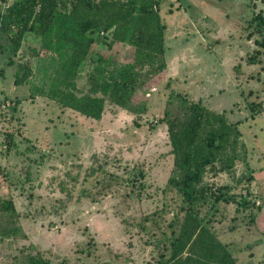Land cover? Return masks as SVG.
<instances>
[{"label": "rangeland", "instance_id": "obj_1", "mask_svg": "<svg viewBox=\"0 0 264 264\" xmlns=\"http://www.w3.org/2000/svg\"><path fill=\"white\" fill-rule=\"evenodd\" d=\"M5 3L0 0V8ZM260 12L264 0H163L165 72L142 89L146 99L136 112L107 102L101 120L62 108L38 92L51 89L59 59L55 53L32 57L28 45H39L34 35L21 51L34 70L28 84L16 86V65L1 61L0 198L14 201L23 235L0 241V264H16L23 252H39L50 264H157L135 224L168 198L164 189L174 156L163 119L167 109L184 108L182 99L224 112L242 131L239 154L246 160L237 163L236 175L254 180L238 187L230 175L219 173L207 181L213 191L230 189L238 197L220 204L217 224L221 239L233 243L237 264H264V48L254 28ZM115 50L117 66L132 61L125 45ZM94 67L88 59L77 80L80 93L90 89ZM95 156L116 175L140 170V196L127 197L128 188L112 181L110 190L94 188L96 200L78 201L84 169ZM247 192L253 194L252 206L245 208L240 195Z\"/></svg>", "mask_w": 264, "mask_h": 264}, {"label": "trees", "instance_id": "obj_2", "mask_svg": "<svg viewBox=\"0 0 264 264\" xmlns=\"http://www.w3.org/2000/svg\"><path fill=\"white\" fill-rule=\"evenodd\" d=\"M5 2L0 8V63L16 65L14 84L24 86L34 74L31 61L21 56L25 43L31 42L28 35H34L39 45H28L32 57L55 53L59 59L51 89L38 92L86 118L101 120L107 102L136 112L146 99L142 89L157 82V76L167 68L166 26L160 14L163 0ZM254 19L261 37L259 45L264 48V13ZM99 45L104 46L101 52L97 51ZM118 45L131 50V62L117 66ZM88 59L95 61L90 89L80 93L77 80ZM251 60L255 63L258 57L254 55ZM146 67L150 70L145 71ZM182 104L184 108L174 113L167 109L163 119L174 156V170L164 189L168 198L162 208L143 215L135 227L156 253L157 264H237L230 250L233 243L221 239L217 224L223 214L220 204L236 202L238 197L231 195L230 189L213 191L207 177L227 173L238 187L254 180L252 175H236L237 163L246 160V155L239 154L244 146L242 131L224 112L212 111L202 102L182 99ZM251 108L257 113L254 105ZM95 159L84 169L78 201L96 200L94 188L110 190L112 181L128 188L127 197L140 196L141 186L136 183L140 170H132L133 174L127 170L124 177L111 173L97 156ZM62 192L68 193V188L63 187ZM240 196L239 205L252 206V193ZM234 230L233 225L229 231ZM20 235L23 230L14 201L0 198V241ZM15 260L16 264H50L39 252H23Z\"/></svg>", "mask_w": 264, "mask_h": 264}]
</instances>
